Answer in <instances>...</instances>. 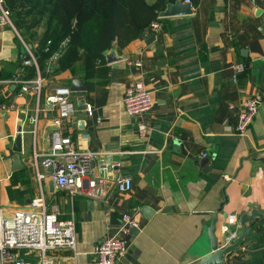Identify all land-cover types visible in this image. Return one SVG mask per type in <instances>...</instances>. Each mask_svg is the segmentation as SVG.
<instances>
[{"label":"crops","instance_id":"crops-1","mask_svg":"<svg viewBox=\"0 0 264 264\" xmlns=\"http://www.w3.org/2000/svg\"><path fill=\"white\" fill-rule=\"evenodd\" d=\"M160 22L153 40L147 41L153 34L147 29L125 47L114 43L92 79L81 62L58 69L60 54L46 61L42 76L37 62L42 33L26 42L13 23H0V206L11 217L43 197L48 212L75 222L76 250L49 252L57 264H94L97 245L119 233L124 213L138 228L118 264H196L212 252L214 222L225 247L222 228L230 217L237 219L232 228L240 235L242 215L264 214V0H199L191 14ZM25 45H32L36 64L24 63ZM238 63L246 69L235 74ZM37 77L43 81L40 95L20 97L23 83ZM74 79L87 91L73 92L77 112L66 134L78 149L107 153L96 161V175L102 164L120 163L108 171L100 199L60 189L46 164L56 115L47 98L70 88ZM137 80L145 83L154 107L133 119L122 101ZM253 96L261 98L258 114L239 136L230 106L239 109ZM87 105L93 107L91 117ZM139 123L146 125V135L139 133ZM19 134L20 161L13 152ZM117 176L132 178V191L114 189ZM247 226L248 238L225 264H264V219Z\"/></svg>","mask_w":264,"mask_h":264},{"label":"built area","instance_id":"built-area-1","mask_svg":"<svg viewBox=\"0 0 264 264\" xmlns=\"http://www.w3.org/2000/svg\"><path fill=\"white\" fill-rule=\"evenodd\" d=\"M193 9L191 0H185ZM3 0H0V6ZM161 17L155 20L148 32L156 34L162 29ZM0 22L12 25L11 13L1 6ZM29 60L26 65L36 64L29 47ZM136 65L141 66V63ZM246 69V65L238 63L234 65L235 74ZM234 80L237 81L236 75ZM43 88L41 77L23 83L20 97L27 94L40 95ZM48 103L56 111L51 133L52 146L45 154L46 164L52 168L50 174L53 182L60 188L69 191L71 195L84 193L87 197L100 199L106 187L109 176L108 171L120 167V163L102 164L100 173L95 174V163L102 160L107 153L95 151H83L78 149L72 135L66 134V126L77 112V101L73 98V91L69 87L56 89L48 98ZM123 105L130 117L137 119L152 111L153 98L145 83L137 80L130 84L123 98ZM261 105L260 96H253L245 100L239 109L231 105L230 109L236 113L235 132L244 136L252 125ZM6 109V107H3ZM89 117L93 115V107L86 106ZM141 135H146L147 127L143 123L138 124ZM206 157V155H204ZM1 182V181H0ZM114 189L120 193H129L133 189V180L130 177L117 176L113 180ZM1 201V186H0ZM123 226L119 233L105 237L96 247L94 264H118L128 253L129 247L126 240L131 228H138V224L129 213H124ZM237 226V219L230 217L223 226L222 232L228 245L239 237V231L233 229ZM77 245L76 224L73 220H61L57 211L48 212L43 197L31 201L28 209H18L11 217H7L5 210L0 206V264H57L50 251L58 249H70L75 251Z\"/></svg>","mask_w":264,"mask_h":264},{"label":"trees","instance_id":"trees-1","mask_svg":"<svg viewBox=\"0 0 264 264\" xmlns=\"http://www.w3.org/2000/svg\"><path fill=\"white\" fill-rule=\"evenodd\" d=\"M177 1L155 0L150 5L146 0H3L2 4L26 42L37 36L31 34L28 20L36 27L45 23L39 41L43 53L37 54L41 73L46 61L60 54L58 69H72L81 62L86 78L92 79L99 74L94 69L103 65L105 52L114 43L127 46L159 18L168 4ZM16 40L20 44V39ZM35 75L33 72L30 76Z\"/></svg>","mask_w":264,"mask_h":264},{"label":"water","instance_id":"water-1","mask_svg":"<svg viewBox=\"0 0 264 264\" xmlns=\"http://www.w3.org/2000/svg\"><path fill=\"white\" fill-rule=\"evenodd\" d=\"M192 13V8L189 4L185 3L183 0H178L174 4H168L166 9L162 12H160L159 17L161 18H167V17H175V16H180V15H187ZM1 23V22H0ZM154 34H149L146 39L147 41L155 39ZM29 48H32V45H29ZM43 51H40V54H42ZM30 57L27 55L25 57V60H29ZM70 89L73 92H86L87 87L84 84V82L81 79H74L72 81ZM83 104H80L81 106ZM19 133H21V129L19 128L18 130ZM13 152H15V158L16 160L21 159L20 154L22 152V137L21 135H17L15 141H14V147H13ZM208 162V159H203L202 163L205 164ZM54 183L52 182L50 184V187L53 188ZM257 218L264 219V214L258 212L257 210H253L250 214H245L242 215L239 218V225L241 227V234L239 237L230 245H226L225 247H220V241L219 238L216 234L217 232V227H216V222L213 223L211 228L209 229V236L211 239V249L212 252L204 256L199 262L196 264H225V259L228 255L231 253L235 252L238 250L245 239L248 238L249 236V228L248 224L255 221ZM137 232V229H131L128 233V236L126 237L128 247H129V242L130 238L132 235H134Z\"/></svg>","mask_w":264,"mask_h":264},{"label":"rangeland","instance_id":"rangeland-1","mask_svg":"<svg viewBox=\"0 0 264 264\" xmlns=\"http://www.w3.org/2000/svg\"><path fill=\"white\" fill-rule=\"evenodd\" d=\"M11 21H13L12 19H11ZM13 23V22H12ZM27 24L29 25V27L31 28V34L33 35V34H35V35H39L40 33H42V30L44 29V27H45V23H41V25H40V27L38 26V27H36V25H34V24H32L31 23V20H28V22H27ZM34 25V26H33ZM19 32V34L21 35V31H18Z\"/></svg>","mask_w":264,"mask_h":264}]
</instances>
